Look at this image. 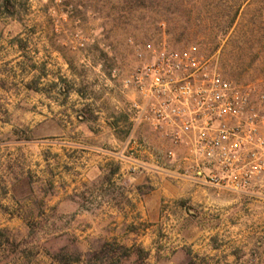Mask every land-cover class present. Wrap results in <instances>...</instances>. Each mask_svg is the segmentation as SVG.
<instances>
[{"label": "rangeland", "instance_id": "1", "mask_svg": "<svg viewBox=\"0 0 264 264\" xmlns=\"http://www.w3.org/2000/svg\"><path fill=\"white\" fill-rule=\"evenodd\" d=\"M27 1L0 15V264H264V186L194 201L126 85L193 49L264 95V0Z\"/></svg>", "mask_w": 264, "mask_h": 264}, {"label": "built area", "instance_id": "2", "mask_svg": "<svg viewBox=\"0 0 264 264\" xmlns=\"http://www.w3.org/2000/svg\"><path fill=\"white\" fill-rule=\"evenodd\" d=\"M126 85L131 108L179 148L169 156H183L197 183L232 193L264 186V95L254 99L193 49L154 55Z\"/></svg>", "mask_w": 264, "mask_h": 264}, {"label": "crops", "instance_id": "3", "mask_svg": "<svg viewBox=\"0 0 264 264\" xmlns=\"http://www.w3.org/2000/svg\"><path fill=\"white\" fill-rule=\"evenodd\" d=\"M194 182L195 183H192L190 181H176L177 184H188L189 190H192L190 194L193 196L194 201L199 204L211 205L214 202L221 201V197L215 195V193L218 192L214 191L215 188L206 184L197 183L196 181ZM177 195L179 197H182L183 195H185V193L184 191H182V193H178Z\"/></svg>", "mask_w": 264, "mask_h": 264}, {"label": "trees", "instance_id": "4", "mask_svg": "<svg viewBox=\"0 0 264 264\" xmlns=\"http://www.w3.org/2000/svg\"><path fill=\"white\" fill-rule=\"evenodd\" d=\"M20 7H25L26 10H29V2L21 3L19 0H0V15L4 17L13 18L17 15L18 9ZM140 251H143L139 249ZM133 252V249H130Z\"/></svg>", "mask_w": 264, "mask_h": 264}]
</instances>
